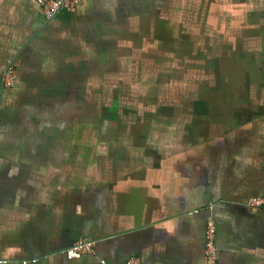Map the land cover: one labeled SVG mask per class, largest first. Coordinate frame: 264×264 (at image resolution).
<instances>
[{
	"label": "crops",
	"instance_id": "obj_1",
	"mask_svg": "<svg viewBox=\"0 0 264 264\" xmlns=\"http://www.w3.org/2000/svg\"><path fill=\"white\" fill-rule=\"evenodd\" d=\"M7 64L0 264H205L208 222L218 264H264V206L247 205L264 185V0H80L50 20L0 0V83ZM152 76L153 99L134 96ZM81 240L95 253L67 260Z\"/></svg>",
	"mask_w": 264,
	"mask_h": 264
},
{
	"label": "built area",
	"instance_id": "obj_2",
	"mask_svg": "<svg viewBox=\"0 0 264 264\" xmlns=\"http://www.w3.org/2000/svg\"><path fill=\"white\" fill-rule=\"evenodd\" d=\"M39 7L45 19L50 20L57 16L59 13H72L80 4V0H33ZM13 68L11 64H7L2 72L0 83V92L4 87L11 86L13 83ZM1 98V96H0ZM262 156L264 160V142L262 148ZM250 207L264 206V185L262 192L259 196L251 198L248 203ZM95 253V242L90 240H81L74 242L69 248L65 249L62 254L67 260H77L84 255H93ZM203 257L205 264H218L217 263V248L214 244V227L213 223L208 222L204 231V250ZM33 263L32 261H22L21 264ZM101 264H105L101 261ZM124 264H140V258L132 256L126 260Z\"/></svg>",
	"mask_w": 264,
	"mask_h": 264
},
{
	"label": "rangeland",
	"instance_id": "obj_3",
	"mask_svg": "<svg viewBox=\"0 0 264 264\" xmlns=\"http://www.w3.org/2000/svg\"><path fill=\"white\" fill-rule=\"evenodd\" d=\"M223 5V4H222ZM162 79H157L155 78L154 76L152 77H149V78H136V80L134 81L135 85L134 86H137L136 89L138 87H141L142 90H145V92H149L147 93V95H138L136 93V91L138 90H135L134 93H136L137 95H134L136 96L137 98H142L144 100H147V99H150L152 100L153 97H154V94H155V89L157 87V85H159L158 83L160 82L161 83ZM134 90V87L132 88ZM143 101V100H142ZM98 130V129H97Z\"/></svg>",
	"mask_w": 264,
	"mask_h": 264
},
{
	"label": "flooded vegetation",
	"instance_id": "obj_4",
	"mask_svg": "<svg viewBox=\"0 0 264 264\" xmlns=\"http://www.w3.org/2000/svg\"><path fill=\"white\" fill-rule=\"evenodd\" d=\"M114 113H115V112H113V114H114ZM113 114H112V115H113ZM114 131L117 132V131H118L117 128H114Z\"/></svg>",
	"mask_w": 264,
	"mask_h": 264
}]
</instances>
